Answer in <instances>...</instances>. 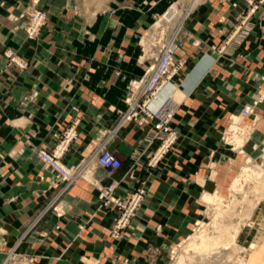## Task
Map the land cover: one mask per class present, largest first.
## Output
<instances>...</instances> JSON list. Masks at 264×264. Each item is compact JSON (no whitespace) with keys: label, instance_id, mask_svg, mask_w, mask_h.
I'll use <instances>...</instances> for the list:
<instances>
[{"label":"crops","instance_id":"0c3cea01","mask_svg":"<svg viewBox=\"0 0 264 264\" xmlns=\"http://www.w3.org/2000/svg\"><path fill=\"white\" fill-rule=\"evenodd\" d=\"M177 1L41 0L49 11L46 25L30 39L20 21L11 20L29 0H0V263L15 250L34 264H91V259L99 264H143L154 245L162 249L155 264H162L169 247L193 227L207 194L204 187L218 193L230 189L244 161L236 171L233 149L219 140L226 122L217 116L215 122L193 121L205 120L209 107L200 104L207 93L224 94L225 103L215 113L224 114V106L235 104L233 99L252 101L264 76V15L252 19L254 28L241 44L228 46L216 60L207 56L210 45L218 43L224 28L247 7L245 0H204L185 17L176 35L174 60L195 69L187 83L178 86L186 93L172 120L180 145L157 167L146 166L157 145H147L148 125L119 121L127 107L128 84L150 63L141 60V39L159 13ZM7 51L26 67L10 62ZM207 68L212 77L203 79ZM168 93L170 85L164 96ZM164 98L160 93L151 106ZM247 119L240 120L241 126L257 120L244 146L252 155L264 148V103ZM70 128L75 134L62 157L67 167L77 169L105 140L122 167L110 173L94 168L91 180L85 179L84 168L63 189L64 183L36 151L50 150ZM142 181L148 182L147 201L114 240L110 233L118 211L101 206L100 189L113 186V193L123 196ZM55 196L60 212L45 214L31 228ZM262 213L259 209L248 223L259 226Z\"/></svg>","mask_w":264,"mask_h":264},{"label":"rangeland","instance_id":"374dc122","mask_svg":"<svg viewBox=\"0 0 264 264\" xmlns=\"http://www.w3.org/2000/svg\"><path fill=\"white\" fill-rule=\"evenodd\" d=\"M189 1L190 0L177 1L173 4H171L166 9L165 13H159V15L155 19V22L153 23L154 25L151 24L149 30L142 37L141 45H142L143 50L141 52V60L142 61H150V63H148V65L146 66V69L144 70L143 74L140 77H142L145 74L148 67L150 65H152L154 62L153 57H155V55L157 54V53H155L154 48L156 46L159 47V44H163L165 42V40L170 39L173 36L172 32H174L178 28L180 23L182 22L181 26L184 25L185 17H187V15L192 11V9L197 4L203 2L204 0H200L199 2L197 1L196 2L197 4L195 3L196 5L194 7H192L191 9H189L190 8L189 7V4H190ZM245 2H246L247 7L243 11H241L240 14L235 16V19L233 20L232 23H230V25H228L227 28L226 27L224 28L225 30L223 32H221V37H220L221 39L218 41V43L210 45L211 51H210V54H208L207 56L212 57L216 60L219 57H221L223 54H226L228 46L233 45V44H241L250 35V33L252 32V30L254 28V22L252 21V19L254 17L255 18L256 17L257 18L263 17V15H264V0H245ZM19 3L20 2L18 1L17 6H19ZM81 4H82V2H81ZM233 6H236V4L233 3ZM92 7H93V5H92ZM174 9H177L178 11L181 12V15L179 16L180 18L176 17V16H172L169 14V11L174 10ZM35 12H40V13H43V15H44L42 25L40 26L38 33L34 36V37H36L40 33V31L45 27L47 17H48V12H49L46 5L44 3L41 4V0H29L28 4L22 9V11L18 15H16V16L11 15L12 16L11 20L20 21V23H21L20 26L23 28L24 32L26 33V26L30 23V19L32 17L31 15ZM162 18H163V20H162ZM161 21H163V23H161L162 26H160L159 29L157 28L158 30L155 29L156 24L158 22H161ZM226 21L227 20H223L221 22L226 23ZM181 26H180V28H181ZM180 28L177 30L176 35L179 32ZM26 37H27V35H26ZM34 37H32V38H34ZM27 38H29V37H27ZM32 38H30V39H32ZM146 38H149V40H150L149 44H147L145 42L144 39H146ZM157 42L158 43L160 42V43L157 45L156 44ZM144 45L146 46V50H145ZM7 52H9V51H7ZM7 52H5L4 55L10 62H12L10 60V58H8L6 56ZM11 54L14 55L17 59L22 60L15 53L11 52ZM205 54L206 53L195 58V61L193 63L194 64L200 63ZM212 54H213V56H212ZM12 63L18 67V65L16 63H14V62H12ZM184 66H185V64L182 63V61L175 62V60H174L173 66L171 67L170 76L168 79H166V80H170L169 85L171 86V93H168V95H166V96L167 97L170 96V98L175 99L177 102H179V104H180V102H182V100L180 98L182 97V95L185 96L186 93L184 92V90L178 88V86L183 85V83L185 85L187 83L186 82L187 77L195 69V67H193V66H191L190 68H188V67L185 68ZM206 70L207 71L205 72L203 79L212 77L211 76L212 70L210 68H207ZM133 80H135V79H133ZM226 83H227V81L225 82V84ZM128 86H129V84H128ZM263 90H264V76L261 77V80L257 86V89L255 90V92H253V94L251 96L252 101L243 100V99H241V97H238L237 99H233V100H235V102H234L235 104L231 105L232 107L230 105L224 106L225 107L224 108L225 113L220 114V115H216L215 113H217V111H219V109L222 108L221 107L222 104L225 103L224 94L218 92L215 97L214 96L212 97L211 96L212 94L206 92L207 93L206 98L204 99L202 104H200V106L202 107V105H204L206 103V105L209 107L206 109L204 108L206 115L203 118L205 120H203L202 117H199V118H196L197 119L196 121H193V124H195V123L204 124L208 121H214L212 118H216V116H217V118L220 122H224V121L226 122V126L223 128L221 135L219 137V140H220L221 144L223 145V147H225L229 150L233 149V151H231V150L230 151H231V155L236 160V171L243 161H244V163L242 164V166L248 161L249 157H252L253 161L256 164L261 165L264 169V148L258 147V150L253 152L254 154L251 153L252 155H248V153H246V150L244 148L247 141L249 139L251 140L250 137H252L253 131H255V126H256V125H254V123L256 124L255 121H257V120H252L251 122L246 121L249 124L248 126H250L247 129H245L246 124L241 126L240 120L238 121L239 118H242L241 113L243 112L244 108L249 107V106L251 108L252 107L253 108H252L251 114L248 115L247 120L252 119V116L255 115V110H256L257 104L264 103V95H263L264 93L261 94V92ZM124 99H125V97H124ZM121 115H120V117H121ZM250 117H251V119H250ZM119 121H120V119H119ZM131 121H133V120H131ZM171 127L174 130V132L176 133V138H175L173 144L166 150V152L164 154H162V156L157 160V162L154 165L148 166L146 164L148 169H153V168L157 167L158 164L161 161H163L172 152V150H174L175 148H177L178 145H180V142H179L180 134H178V131H176L174 129V127L172 126V122H171ZM229 127H230V130H229ZM236 129H240V130H238L237 132H234V130H236ZM239 139L244 141V143L242 145L237 144L238 142H236V140L238 141ZM58 144H59V141L50 150H47V151L54 150V148ZM42 149H44V148H42ZM36 154H37V151H36ZM187 160H190V159H187ZM44 165L51 173L56 175L58 180L65 183L61 179L59 172H57L52 167H49L46 164H44ZM174 170H175V173H177V172H179L180 169L175 168ZM240 170H241V168H240ZM240 170H239L237 176L239 175ZM107 172L110 173V171H107ZM151 173H152V170H148L149 177H150ZM147 184H148L147 181H142L140 183V185L143 186L145 189V194H144V198H143L140 206L138 207L137 211L135 212V215H137L140 207L143 206V204H145V202L147 201ZM255 186H256L255 181H248L247 184H245V188H244V190L247 192V194L242 195L243 193H245V191H244L242 194L237 195V197L231 196V185L229 187L230 188L229 190H227V187H226L220 193H218L217 191H213V192L208 191L204 187V191H205L204 193H207L205 195H209V196L214 195V194H210V193H214V192H215V194L218 193L219 196H221L224 199V207L223 208L225 210H228V206H230V207L233 206L234 212L232 211L233 212L232 214L226 215L225 221H224V223H222L224 226L232 227V226H237L241 222V220H243V217L246 214V212L251 208V204L249 203V201L247 199L253 200L254 202L258 201L257 197L259 196V194L254 190ZM262 192L264 193V189L262 190ZM205 195H204V197H205ZM246 197H247V199H246ZM57 199H58V197L55 196L39 211V213L35 216V218L31 222V228H32V226L36 225L43 218V216L45 214H47L49 212H56V213L60 212L57 209V203H56ZM234 202H236V204H234ZM201 204H203L202 209L198 212V215H197L198 217L195 219V222L198 225H196L194 222L193 227L190 229V232L188 234H186L184 236V238L173 243L169 247V249L167 251V256L165 257L166 259L162 262V264H175L177 259L183 253L186 252V249L189 247V245L193 241H195L201 234H203L205 231H207L208 233L214 232V230H215L214 222L216 219L215 206H214V208L211 207L204 200V198H203V200L201 199ZM259 209H261V211H263L262 217L260 220V225L257 227L251 226V224L248 222L251 219L252 215L253 216L256 215V213L259 211ZM135 215L132 217V219L135 217ZM251 220H250V222H251ZM112 227H113V225H112ZM112 227H111V231H112ZM110 236L112 237V239L118 240L120 238L121 234L119 236L115 237L113 235V233H110ZM236 242L239 246L238 249L237 248H229L223 254H215L216 252L214 251V252H212V254H210L208 256V258L203 257L204 259L201 258L204 255H202V256L197 255V254H194L193 251H190V255H193V256L197 255V257H196L197 259L198 258L200 260L202 259L201 260L202 263H200L198 261L199 259L198 260L194 259V262L192 264H204V262L207 260L209 262L207 261V263H205V264H218L220 262L219 260H221V259H222L221 261H223V259H224V260L229 261L231 264H248L249 262L247 263L246 260L243 261V258L245 257L244 256L245 252L246 253L247 252H253V253L258 254V257L254 258L250 262V264H262L261 257H262V255H264V253L261 252V251H264V198H262L260 201H258L256 206L252 210V212L248 218L247 223L245 225L241 226V229H240V232L237 236ZM151 248L153 250H151L150 253L148 255H146L145 259L143 260V264H149V263L155 264L157 256H159L161 254V250H162L161 248L155 247L154 245H151ZM6 256H5V258H6ZM198 256H200V257H198ZM212 257L216 262L217 261H219V262L213 263V260H212V263H210V260L212 259ZM196 261H198V262H196ZM21 262H24L26 264H34L32 262H29V260H24ZM90 263L91 264H99L94 259H91ZM18 264H19V262H18Z\"/></svg>","mask_w":264,"mask_h":264},{"label":"built area","instance_id":"2783aa9c","mask_svg":"<svg viewBox=\"0 0 264 264\" xmlns=\"http://www.w3.org/2000/svg\"><path fill=\"white\" fill-rule=\"evenodd\" d=\"M31 16L30 23L26 26V35L29 38L34 37L38 33L44 15L43 13L35 12ZM159 43L157 42L156 44L158 45ZM159 48V52L153 57V64L148 67L145 74L129 83L128 92L124 99L127 107L120 117V123H123L125 120H133L138 125H148L146 130L147 145L157 142L156 147L146 162L148 166L154 165L176 138V133L171 127V122L177 112L178 105L168 96L162 99L156 106H151L158 99L162 83L170 76L174 55L177 51L176 35L165 40L163 44H159ZM6 56L16 63L19 68L23 69L26 67V62L17 59L11 52H7ZM251 112L252 108L249 106L244 108L241 114L246 117ZM74 134L73 128H70L54 150H37V156L41 161L59 172L61 179L65 182L63 189H66L84 168H103L112 172L122 167L123 163L119 157L108 149L107 140L96 147L88 159L79 165L77 169L72 170L70 167H67L62 162V156ZM144 194L145 189L141 185L136 186L123 196L115 195L113 193V186L100 189L98 197L101 201V206H111L118 211L111 231L115 237L119 236L122 230L129 225L144 198ZM14 258L20 260L28 259L21 253L12 250L9 251L1 264H10ZM28 260L32 262L31 259Z\"/></svg>","mask_w":264,"mask_h":264},{"label":"bare ground","instance_id":"6f19581e","mask_svg":"<svg viewBox=\"0 0 264 264\" xmlns=\"http://www.w3.org/2000/svg\"><path fill=\"white\" fill-rule=\"evenodd\" d=\"M197 1L199 2L200 0H190L189 1V3H190L189 9L194 7L197 4L196 3ZM169 14L172 16L179 17L181 15V12L178 11L177 9H174V10H170ZM162 20H163V18H162ZM161 23H163V21L158 22L156 24L155 29H157V28L159 29V27L162 26ZM181 25H182V22L180 23L178 28L176 27L177 29L174 32H172V35H173L172 37H174L176 35V32L180 28ZM145 41L147 44L150 43L149 38L145 39ZM177 49H178V47H177ZM154 50H155V53H158L160 48L157 46L154 48ZM169 82H170V80H165L162 83L161 89L159 90V94L162 93L163 98L167 97L166 95L164 96V92H165V88L169 85ZM263 93H264V90H263ZM172 100L177 105H179V102H177L175 99H172ZM247 117L248 116L244 117L242 115L243 119H246ZM242 118H239V119L237 118V119L239 121ZM125 121H127V120H125ZM248 125L249 124L247 123L245 129L250 127ZM254 125H256V124L254 123ZM238 130H240V129H236V130H234V132H237ZM236 142H238L237 144H239V145H242L244 143V141H242L240 139L238 141L236 140ZM92 174H93V168L88 167L85 169V173L83 175H84L85 179L91 180V178H93ZM248 181H255L256 182V186H255L254 190L259 194V196L257 197V200L260 201L262 198H264V193L262 192V190L264 189V169L261 165L256 164L253 161L252 157L248 158V161L241 167L239 175L236 176L234 178V180L232 181V183H231V196L237 197V195L242 194L245 191L244 190L245 184H247ZM246 194H247V192L245 191V193H243L242 195H246ZM246 199H247V197H246ZM204 200L211 207L214 208V206H215V211H216V219L214 222L215 230L213 233H208L207 231H205L203 234H201L195 241H193L189 245V247L186 249V252L183 253L177 259L175 264H192L194 262V259H196V260L199 259V258L198 259L196 258L197 255H201V256L204 255L201 258H203V257L208 258V256L210 254H212V252H214V251L216 252L215 254H223L229 248H237L238 249L239 246L236 242V239H237V236L240 232L241 226L245 225L247 223L248 218H249L252 210L254 209L256 204L258 203V201L254 202L253 200L247 199L249 201V203L251 204V208L246 212V214L243 217V220H241V222L237 226L230 227V226H224L222 223H224L226 215L232 214L234 212L233 206L232 207L228 206V210H225L223 208L224 207V199L221 196H219L218 193L214 194L213 196L205 195ZM234 204H236V202H234ZM196 225H198V224L196 223ZM190 251H193L194 254H197V255L196 256L190 255ZM261 252L264 253V251H261ZM244 256L245 257L243 258V261L246 260V262L247 263L249 262L248 264H250V262L254 258L258 257V254L253 253V252H247V253L245 252ZM198 257H200V256H198ZM19 260L20 259H18V258H14L10 264H18V262H19V264H26V263L21 262V261L28 260V259H21L20 261ZM201 260L199 259L198 261L200 263H202ZM212 260H213V263L214 262L218 263L220 261L218 264H231L229 261L224 260V259H223V261H221L222 260L221 259V260L216 262L213 259V257L210 260V263H212ZM198 261H196V262H198ZM207 261H205L204 264L207 263Z\"/></svg>","mask_w":264,"mask_h":264}]
</instances>
